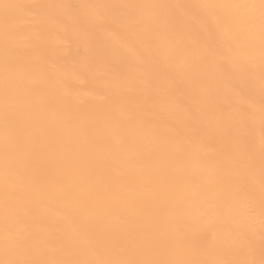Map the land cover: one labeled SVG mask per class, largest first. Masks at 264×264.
<instances>
[{"label":"bare ground","instance_id":"6f19581e","mask_svg":"<svg viewBox=\"0 0 264 264\" xmlns=\"http://www.w3.org/2000/svg\"><path fill=\"white\" fill-rule=\"evenodd\" d=\"M0 264H264V0H0Z\"/></svg>","mask_w":264,"mask_h":264}]
</instances>
